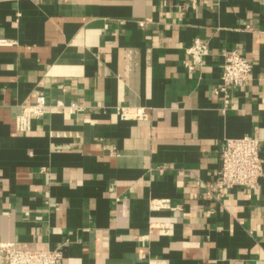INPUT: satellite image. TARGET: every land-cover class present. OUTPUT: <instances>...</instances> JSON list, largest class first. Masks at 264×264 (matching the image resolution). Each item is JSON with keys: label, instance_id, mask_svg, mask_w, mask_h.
Returning a JSON list of instances; mask_svg holds the SVG:
<instances>
[{"label": "crops", "instance_id": "crops-1", "mask_svg": "<svg viewBox=\"0 0 264 264\" xmlns=\"http://www.w3.org/2000/svg\"><path fill=\"white\" fill-rule=\"evenodd\" d=\"M0 38V242L62 264H264V173L214 189L227 138L257 137L264 169V0H0ZM230 50L251 69L224 105ZM37 93L47 111L17 131Z\"/></svg>", "mask_w": 264, "mask_h": 264}, {"label": "built area", "instance_id": "built-area-1", "mask_svg": "<svg viewBox=\"0 0 264 264\" xmlns=\"http://www.w3.org/2000/svg\"><path fill=\"white\" fill-rule=\"evenodd\" d=\"M194 7L195 0H190ZM143 22L139 25L143 26ZM14 42L0 38L1 47L12 46ZM189 61L185 64L188 71L198 69L203 58L208 53L207 43L194 39L186 49ZM221 76L213 89V93L221 99L224 105L228 102L230 93L234 89L244 88L249 81L250 64L246 58L236 50L222 53ZM60 104V103H59ZM75 110L82 107L76 103L69 105ZM45 97L37 93L34 101L27 105H19L14 117L17 131L26 132L31 129L33 118L42 117L47 111ZM116 114L121 119L146 120L148 114L143 107H116ZM259 139L250 135L239 138H227L223 141L219 151V166L217 169L214 189L230 190L236 187L253 189L258 186V180L263 176L264 169L259 158ZM158 203L153 207H158ZM62 252L53 250H21L13 243L0 242V264H62Z\"/></svg>", "mask_w": 264, "mask_h": 264}]
</instances>
